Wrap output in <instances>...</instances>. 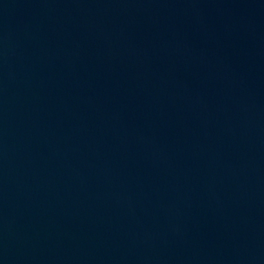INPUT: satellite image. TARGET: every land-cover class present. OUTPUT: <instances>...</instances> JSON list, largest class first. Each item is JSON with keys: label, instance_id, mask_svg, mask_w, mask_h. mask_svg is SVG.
Wrapping results in <instances>:
<instances>
[{"label": "water", "instance_id": "1", "mask_svg": "<svg viewBox=\"0 0 264 264\" xmlns=\"http://www.w3.org/2000/svg\"><path fill=\"white\" fill-rule=\"evenodd\" d=\"M0 264H264V0H0Z\"/></svg>", "mask_w": 264, "mask_h": 264}]
</instances>
